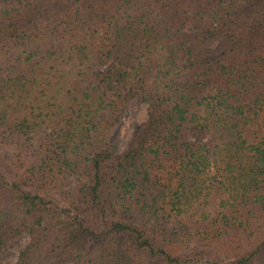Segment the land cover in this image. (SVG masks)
<instances>
[{"label": "trees", "instance_id": "obj_1", "mask_svg": "<svg viewBox=\"0 0 264 264\" xmlns=\"http://www.w3.org/2000/svg\"><path fill=\"white\" fill-rule=\"evenodd\" d=\"M0 159L15 264H264V0H0Z\"/></svg>", "mask_w": 264, "mask_h": 264}, {"label": "rangeland", "instance_id": "obj_2", "mask_svg": "<svg viewBox=\"0 0 264 264\" xmlns=\"http://www.w3.org/2000/svg\"><path fill=\"white\" fill-rule=\"evenodd\" d=\"M207 49L211 56H216L221 51L218 42L211 43ZM146 107V104L141 101L133 100L128 103L119 123L107 137V142L112 147L113 153L121 154L125 152L138 130L145 125L147 121ZM188 139L191 142L195 141V137L192 133L189 134ZM0 163H2V159H0ZM28 241L29 238L26 235L16 239L9 248L0 255V264H15L20 251L26 246Z\"/></svg>", "mask_w": 264, "mask_h": 264}]
</instances>
